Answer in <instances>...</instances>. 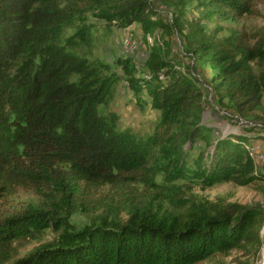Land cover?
<instances>
[{"label": "trees", "instance_id": "16d2710c", "mask_svg": "<svg viewBox=\"0 0 264 264\" xmlns=\"http://www.w3.org/2000/svg\"><path fill=\"white\" fill-rule=\"evenodd\" d=\"M152 2L0 0V211L20 193L39 200L0 218V264H198L233 250L260 256L259 204L209 205L171 193L173 199L170 188L155 184L157 175L171 189L178 182L264 181L246 139H215L202 124L206 95L190 68L181 70L154 46L142 87L132 59L110 65L79 51L89 47V20L118 30L138 23L148 34L167 29ZM216 3L229 10L226 17L255 14L249 0ZM180 15L173 27L186 55L209 67L217 105L227 101L241 119L264 117V36L253 42L234 31L225 42L186 33ZM67 30L74 33L67 37ZM115 68L130 77L132 90L145 88L159 112L150 134L120 130L113 112H101L121 81ZM76 213L91 222L68 231ZM47 229L60 232L56 243H43ZM25 243L37 246L21 256Z\"/></svg>", "mask_w": 264, "mask_h": 264}, {"label": "rangeland", "instance_id": "374dc122", "mask_svg": "<svg viewBox=\"0 0 264 264\" xmlns=\"http://www.w3.org/2000/svg\"><path fill=\"white\" fill-rule=\"evenodd\" d=\"M216 1L153 0L152 6L157 13L156 18H159L168 28H158L150 34L145 33L138 23L127 29L118 30L108 27L102 21L89 20L86 22L90 27L89 47L79 51L84 52L89 60H100L110 65H113L118 57L132 59L138 69V73L133 78L138 82L137 85L144 87L141 80L146 79L148 75L145 73L143 64L154 46L164 47L168 58L173 60L177 67L183 71L189 67L192 76L202 84L206 95L202 124L213 130L212 137L221 139L241 136L246 139L245 149L253 158L257 173L264 174V117L251 115L248 119H241L227 101H224L222 105H217L206 81V74L210 71L209 67L186 55L185 47L181 42V34L176 32L173 27V20L181 13L180 26L186 33L191 31L201 36H214L215 39L225 42L230 40L234 31L245 34L247 38H254L253 42L264 36V0H249L255 14H245L235 18L226 17L225 13L229 10L219 7ZM73 33L74 30H67L65 35L68 37ZM114 73L120 76L121 81L116 84L112 102L107 108L101 109V112L104 114L108 111L113 112L117 116V127L120 130L130 129L141 135L150 134L159 121L160 114L151 108L146 89L141 88L137 92L132 90L128 81L130 77L124 75L120 68H115ZM198 146L201 147L203 144H198ZM212 149L214 147L209 148L207 152L211 151L212 154ZM155 184L162 186V191H167L166 188H170V194H175V198L189 202H201L209 205L233 203L250 206L259 204L264 210V181H256L245 187L232 183L202 187L196 183L178 182L172 185L175 188L171 189V186L164 181V177L157 175ZM173 194H171V198L174 197H172ZM38 202V197L35 194L20 193L18 199L0 211V218L18 213L27 206H33ZM90 222L91 219L88 216L76 213L69 220L68 231L81 230ZM58 234L60 232L47 229L43 243H56ZM262 234L264 236V232ZM36 246V243L23 244L20 255H26ZM261 262L262 254L259 257H254L244 251L233 250L227 253L213 254L198 264H260Z\"/></svg>", "mask_w": 264, "mask_h": 264}, {"label": "water", "instance_id": "95a60500", "mask_svg": "<svg viewBox=\"0 0 264 264\" xmlns=\"http://www.w3.org/2000/svg\"><path fill=\"white\" fill-rule=\"evenodd\" d=\"M261 254H262V260H263V264H264V236H263V248H262V253Z\"/></svg>", "mask_w": 264, "mask_h": 264}, {"label": "bare ground", "instance_id": "6f19581e", "mask_svg": "<svg viewBox=\"0 0 264 264\" xmlns=\"http://www.w3.org/2000/svg\"><path fill=\"white\" fill-rule=\"evenodd\" d=\"M262 231L264 232V227H263V230ZM262 264H263V260H262Z\"/></svg>", "mask_w": 264, "mask_h": 264}]
</instances>
